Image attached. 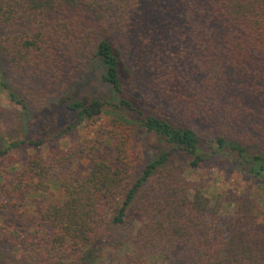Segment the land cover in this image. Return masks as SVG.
Instances as JSON below:
<instances>
[{"label":"trees","instance_id":"obj_1","mask_svg":"<svg viewBox=\"0 0 264 264\" xmlns=\"http://www.w3.org/2000/svg\"><path fill=\"white\" fill-rule=\"evenodd\" d=\"M166 3L156 16L138 11L137 0H101L93 19L64 0H0V87L10 102L22 114L63 104L75 127L109 115L99 132L113 151L103 161L100 143H76L49 161L28 159L0 184V241L24 243L20 264H86L102 242L125 264H264L259 203L229 193L225 213L201 181L185 177L224 161L264 180V0ZM139 40L163 65L148 80ZM87 63L112 97L74 99ZM24 78L38 84L21 88ZM137 130L164 151L146 160ZM23 144L41 142L5 143L0 159ZM82 159L91 168L79 175ZM59 172L65 178L55 184ZM51 183L60 195L46 200ZM29 201L39 217L25 239L14 219Z\"/></svg>","mask_w":264,"mask_h":264},{"label":"rangeland","instance_id":"obj_2","mask_svg":"<svg viewBox=\"0 0 264 264\" xmlns=\"http://www.w3.org/2000/svg\"><path fill=\"white\" fill-rule=\"evenodd\" d=\"M64 1L68 5L71 3L70 5L76 8L80 14H85L96 19L98 15L97 4L101 0H88L90 5L92 4L93 6L91 9L79 0ZM137 1L139 3L138 11H142L146 15L155 14L156 16L158 15V9L166 8L168 4L166 3L168 0ZM145 43L140 40L137 41V46L143 49L141 62L145 64L143 66L147 73L145 79L148 80L163 65L161 61L157 62L155 58L158 57L157 54L150 56V52H145L147 49L144 46ZM2 66L5 68V65L2 64ZM175 70L178 69L176 68ZM8 80L10 81L9 74H7L6 81ZM27 81L24 78L22 83H20V87L30 89L32 84H38L28 83ZM10 85L15 88V79ZM72 88L74 99L84 98L86 101H90L91 99L107 100L109 97H112V93L101 83L97 69L89 65V63L81 71L78 81L74 82ZM109 118V115H102L96 118V120L85 121L80 126L75 127L76 119L74 114L66 110L65 105L60 103L48 105L41 109L28 107L25 110V114H22L21 110L10 102L7 94L0 87V148H3L5 143L25 140V138L29 141L41 142L37 146L23 144L0 159V184L17 174L28 159L41 157L45 161H49L52 151L67 150L76 143L89 147L94 142H98L100 143L98 158L103 161L110 159L113 155L111 141L107 139L106 135L99 132V129L105 130V121ZM68 127L69 130H67ZM61 131L64 132L61 133ZM135 132L138 139L137 142L139 141L141 144L146 160L153 159L155 155L164 151V148L156 137L146 134L141 130ZM183 160V157L180 156L174 159L173 163ZM90 168L91 164L86 159L78 160L74 163V169L79 175L86 174ZM64 176V172H59L52 182L56 184L62 181L65 178ZM185 177L188 181H201L204 185L205 196L210 200L211 205H214L217 200L220 201L225 213L233 211L232 206H227L222 197L229 193H247L264 209V180L252 178L238 166L224 161H210L203 167L188 172ZM59 195L60 191L51 183L50 189L44 198L50 200L57 198ZM36 207H38L37 204L35 205L29 201L24 206L23 215L14 219L15 227L25 239L32 237L37 228L39 213ZM3 220L4 218H0V224L5 225L7 222H2ZM9 221L11 222L12 220ZM1 237L0 233V239ZM24 250V243L9 246L0 241V253L4 256L3 259L0 258V264H20L19 258ZM86 264H125V262L122 251L115 250L102 242L96 247V250L91 252L89 262Z\"/></svg>","mask_w":264,"mask_h":264}]
</instances>
